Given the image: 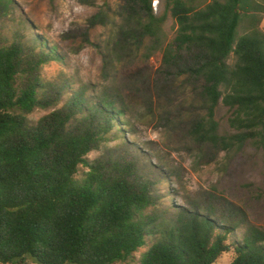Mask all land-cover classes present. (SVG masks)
<instances>
[{
	"label": "trees",
	"instance_id": "obj_1",
	"mask_svg": "<svg viewBox=\"0 0 264 264\" xmlns=\"http://www.w3.org/2000/svg\"><path fill=\"white\" fill-rule=\"evenodd\" d=\"M164 1L176 24L171 41L161 38L166 15L154 14V0H122L121 36L148 40V57L161 49L165 73L196 86L204 114L189 122V138L216 154L250 144L264 160V0ZM12 2L0 0V19ZM36 41L39 55L0 45V264H114L133 258L148 237L138 264H214L225 253L228 264H264L262 229L247 226L230 240L237 225L217 217L209 201L158 214L155 183L133 164L90 161L115 126L130 124L116 95L98 90L91 103L74 92L30 124L25 115L54 106L64 90L40 78L42 65L59 57ZM220 102L230 110L227 133L215 118Z\"/></svg>",
	"mask_w": 264,
	"mask_h": 264
},
{
	"label": "rangeland",
	"instance_id": "obj_2",
	"mask_svg": "<svg viewBox=\"0 0 264 264\" xmlns=\"http://www.w3.org/2000/svg\"><path fill=\"white\" fill-rule=\"evenodd\" d=\"M12 1L0 19V45H24L35 55L44 51L36 38L44 40L48 48L55 46L59 59L43 64L39 76L64 88L57 104L37 106L25 115L30 124L62 106L74 92H84L91 103L98 90L114 94L126 105L130 124L123 131L122 122L115 126L112 139L89 153L90 161L98 160L108 168L133 164L143 181L155 183L151 193L159 199L158 214L174 206H203L209 201L217 217L237 225L230 240L240 239L247 226L264 231L262 150L246 144L216 154L210 145H198L187 136L189 122L204 114L196 86L165 73L161 49L148 57V40L123 39L122 0ZM153 11L158 17L166 15L161 38L171 41L176 24L165 1L154 0ZM247 23V19L241 22L238 35L247 30ZM260 28L264 31V13ZM232 60L231 56L229 63ZM229 115L230 110L220 102L215 118L221 133L230 131ZM151 242L148 237L133 258L114 264H138ZM231 257L225 253L214 264H228Z\"/></svg>",
	"mask_w": 264,
	"mask_h": 264
}]
</instances>
